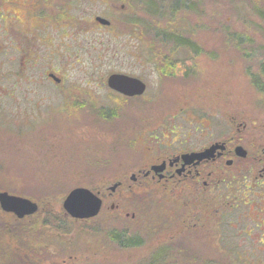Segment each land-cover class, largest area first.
Segmentation results:
<instances>
[{
  "label": "rangeland",
  "instance_id": "rangeland-1",
  "mask_svg": "<svg viewBox=\"0 0 264 264\" xmlns=\"http://www.w3.org/2000/svg\"><path fill=\"white\" fill-rule=\"evenodd\" d=\"M123 2L146 23L142 33L123 21L97 26L96 15L119 13L102 0L73 10L79 25L0 26V192L38 205L21 220L0 205V264H264V187L236 209L232 191L217 203L225 187L211 189L206 204L199 197L207 195L131 178L172 152L175 136L195 148L263 133L264 0L115 6ZM80 16L93 22L80 26ZM172 60H188L189 69L172 70ZM114 73L148 89L121 94L107 83ZM76 188L102 200L96 216L65 211ZM119 232L142 244L122 246L112 239Z\"/></svg>",
  "mask_w": 264,
  "mask_h": 264
},
{
  "label": "flooded vegetation",
  "instance_id": "flooded-vegetation-1",
  "mask_svg": "<svg viewBox=\"0 0 264 264\" xmlns=\"http://www.w3.org/2000/svg\"><path fill=\"white\" fill-rule=\"evenodd\" d=\"M83 0H21L16 2L17 4L7 10L0 6V26H43L48 23L58 26H75L79 25V17L75 16L74 11L80 8V3ZM92 2L94 0H87ZM107 6L108 10L118 9L119 13L96 15L94 18L97 26H113L118 25L122 21L129 24L130 28L135 30L137 26L139 29H144L142 26H146L145 22L139 20H132L131 14H128L132 9L131 5L123 2L120 6H115V3H120L123 0H102ZM125 1V0H124ZM4 0H0V4H3ZM16 8L18 10H16ZM128 9L130 11H128ZM74 13V14H72ZM112 16V18L110 17ZM80 26L82 21L86 23H92V20L82 18L80 16ZM93 25V26H96ZM24 32V30H22ZM141 42V38H139ZM183 63H186L184 66ZM172 70L189 69L188 60H172ZM183 69L181 71H183ZM182 75L183 72H178ZM124 74L131 78H136L145 84V91L148 89L146 81L127 73ZM167 75H170L166 72ZM54 79L59 80L60 77L55 76L54 73L48 75ZM51 78V77H50ZM143 93V94H144ZM122 94V93H121ZM138 96H132L135 99ZM247 128V129H246ZM246 132L248 127L245 126ZM259 133V132H257ZM179 137L175 136L171 140L172 152L165 154V156L158 157L155 161L149 163L147 168L144 166L139 167L135 176L131 177L133 183H141L146 186L150 183H159L163 186H171L178 192L179 196H187V198L207 195L211 189L217 187L218 190L221 187H225L219 191L217 203L222 205L225 201L224 197H228L227 193L235 192L237 194L236 204L237 209L240 202L244 201V198L253 199V195H257L260 187H264V131L261 135L246 134L231 136L224 138V140L215 139L209 140L207 144L201 147L189 148V142L186 140L178 141ZM181 145L179 150H176L173 143ZM212 145L216 147L212 153V156L202 159H184L183 155L190 153H199L208 149ZM242 147L246 151V156L237 155V147ZM235 165L237 169L236 174H230L228 171ZM163 166L161 169H154V167ZM134 175V174H133ZM236 180L233 185V180ZM224 184V185H223ZM259 188V190H258ZM258 192H257V191ZM256 191V192H255ZM264 191V190H263ZM221 192V193H220ZM260 195H264L260 194ZM195 201V199H193ZM206 204L211 202V198H200ZM224 204V203H223ZM9 213V212H8ZM17 218L24 219L30 215ZM262 227H264V221H262ZM259 226V225H258ZM260 227V228H262ZM264 232V231H263ZM262 242V241H261ZM263 243V242H262ZM3 251L0 250V254ZM2 260V259H1Z\"/></svg>",
  "mask_w": 264,
  "mask_h": 264
},
{
  "label": "water",
  "instance_id": "water-1",
  "mask_svg": "<svg viewBox=\"0 0 264 264\" xmlns=\"http://www.w3.org/2000/svg\"><path fill=\"white\" fill-rule=\"evenodd\" d=\"M108 85L110 88L127 96L141 95L145 90V84L136 78L128 77L124 74L114 73L109 76ZM212 145L199 153H190L183 155L184 159H202L212 156L216 147ZM237 155L246 156V151L242 147H237ZM163 166L154 167V169H161ZM134 177V175L132 176ZM118 183L111 187L115 190ZM0 205L2 209L8 212H13L18 217L31 215L38 209V205L30 199L10 195L7 192H0ZM102 207V200L87 188L73 189L65 198L63 208L72 217L89 218L96 216Z\"/></svg>",
  "mask_w": 264,
  "mask_h": 264
},
{
  "label": "trees",
  "instance_id": "trees-1",
  "mask_svg": "<svg viewBox=\"0 0 264 264\" xmlns=\"http://www.w3.org/2000/svg\"><path fill=\"white\" fill-rule=\"evenodd\" d=\"M151 7H154V5H151ZM156 8V7H154ZM137 29L139 30L140 33H142V29H139L138 26H137ZM163 35L162 38L164 39H171V40H174L176 41V36H173V35H169V34H166V33H162ZM177 44L179 46H184L188 49H190L192 47L191 43L187 42V40H183V39H180ZM264 64V63H263ZM264 71V67L262 69ZM227 214V212H225ZM112 239L116 242H118L119 244H121L122 246H126V247H133V246H137V245H140L142 244L141 243V240L132 236V235H126L125 233H115L112 235ZM156 264V263H154Z\"/></svg>",
  "mask_w": 264,
  "mask_h": 264
}]
</instances>
